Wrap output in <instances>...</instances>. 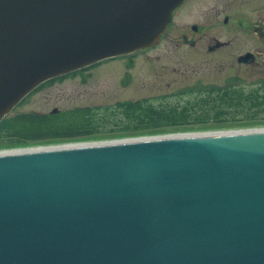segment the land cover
I'll return each instance as SVG.
<instances>
[{
  "label": "water",
  "instance_id": "95a60500",
  "mask_svg": "<svg viewBox=\"0 0 264 264\" xmlns=\"http://www.w3.org/2000/svg\"><path fill=\"white\" fill-rule=\"evenodd\" d=\"M183 1L0 0V122ZM0 264H264V128L0 151Z\"/></svg>",
  "mask_w": 264,
  "mask_h": 264
},
{
  "label": "rangeland",
  "instance_id": "374dc122",
  "mask_svg": "<svg viewBox=\"0 0 264 264\" xmlns=\"http://www.w3.org/2000/svg\"><path fill=\"white\" fill-rule=\"evenodd\" d=\"M187 22V20H185ZM180 21H178L179 23ZM176 32L170 31L167 39H163L147 51L137 52L134 55H125L111 60H105L92 68L84 75H89L86 82L82 76L70 77L63 82L55 83L30 96L25 105L18 106L16 112L49 113L54 109H70L75 106H105L117 101L138 100L151 98L160 100L161 97L182 95V90L195 86L241 85L245 89L259 86L264 83V56L259 61L260 71L236 69L230 67V58L221 59L216 56L201 55L189 58L183 49L176 48L172 40H178ZM163 41V44L161 42ZM174 44V47H173ZM181 49V50H180ZM221 60H224L225 69H219ZM232 69V70H231ZM240 79H236V78ZM15 112V113H16ZM264 117L261 111L259 118ZM250 128H264V120H244L239 118L234 125L219 127L214 124L206 126L187 127L184 130L162 131L151 135L172 133L217 132ZM144 134L140 136H151ZM131 137V136H128ZM126 135H111L106 132L80 141H51L34 145H17L5 136L0 135V151L18 148H29L40 145H62L65 143L84 141H106L128 138ZM139 137V136H135Z\"/></svg>",
  "mask_w": 264,
  "mask_h": 264
},
{
  "label": "trees",
  "instance_id": "16d2710c",
  "mask_svg": "<svg viewBox=\"0 0 264 264\" xmlns=\"http://www.w3.org/2000/svg\"><path fill=\"white\" fill-rule=\"evenodd\" d=\"M94 66L49 80L31 95L70 77L82 76L86 82L89 75L84 74ZM182 92V95L163 96L160 100L141 98L105 106H75L58 113L14 112L0 122V135L17 145L29 146L51 141H80L106 132L140 137L197 125L228 127L239 118L264 120V117L259 118L261 111L264 112V83L248 89L239 84L225 87L204 85ZM29 96L21 105L27 103Z\"/></svg>",
  "mask_w": 264,
  "mask_h": 264
},
{
  "label": "flooded vegetation",
  "instance_id": "af4514ba",
  "mask_svg": "<svg viewBox=\"0 0 264 264\" xmlns=\"http://www.w3.org/2000/svg\"><path fill=\"white\" fill-rule=\"evenodd\" d=\"M172 15L161 40L174 30L179 38L173 43L176 48H185L189 58L200 54L228 57L234 60L230 67L225 69L221 60L219 69L260 71L259 59L264 56V0H184Z\"/></svg>",
  "mask_w": 264,
  "mask_h": 264
},
{
  "label": "bare ground",
  "instance_id": "6f19581e",
  "mask_svg": "<svg viewBox=\"0 0 264 264\" xmlns=\"http://www.w3.org/2000/svg\"><path fill=\"white\" fill-rule=\"evenodd\" d=\"M257 129H261V128H257ZM86 142V141H84ZM88 142H92V141H88ZM66 144V143H65ZM51 145H54V144H51ZM51 145H40V146H51ZM40 146H30V147H40ZM55 146V145H54Z\"/></svg>",
  "mask_w": 264,
  "mask_h": 264
}]
</instances>
